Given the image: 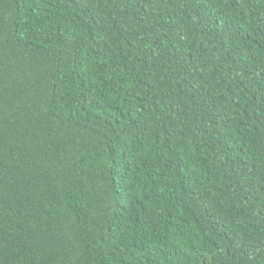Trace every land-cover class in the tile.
Returning <instances> with one entry per match:
<instances>
[{
	"label": "trees",
	"instance_id": "obj_1",
	"mask_svg": "<svg viewBox=\"0 0 264 264\" xmlns=\"http://www.w3.org/2000/svg\"><path fill=\"white\" fill-rule=\"evenodd\" d=\"M0 264H264V0H0Z\"/></svg>",
	"mask_w": 264,
	"mask_h": 264
}]
</instances>
